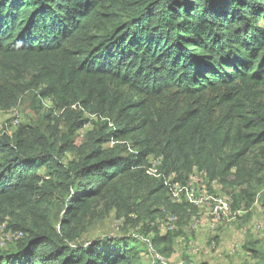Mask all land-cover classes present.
I'll list each match as a JSON object with an SVG mask.
<instances>
[{
	"label": "trees",
	"instance_id": "obj_1",
	"mask_svg": "<svg viewBox=\"0 0 264 264\" xmlns=\"http://www.w3.org/2000/svg\"><path fill=\"white\" fill-rule=\"evenodd\" d=\"M126 2L120 7L112 0H0V55L35 63L34 77L46 85L40 95L55 98L69 119L70 133L88 123L83 112L73 108L77 102L112 119L87 132L81 146L70 138L57 146L28 125L0 134V227L24 232L14 246L0 252V264H147L135 237L75 243L85 230L86 216L99 203L107 211L126 204L122 194L129 180L147 179L149 195L156 194L153 202L161 205L169 192L165 178L176 173L186 182L196 167L208 172L209 189L214 182L234 189L233 209L243 201L249 209L255 201L249 188L254 170L246 163L255 149L264 157V109L243 96L264 84V27L259 24L264 0ZM111 80L136 99L122 93L111 98ZM173 85L192 98L205 90L224 91L229 118L239 120L235 140L223 141L212 131L208 109L189 106L163 119L152 113L143 97ZM61 89L76 96L60 97ZM15 94L3 86L0 101ZM16 104L13 100L10 108ZM152 132L161 136L159 148L153 146ZM112 140H131L133 148L121 143L106 147ZM67 151H75L76 158L65 162ZM151 155L162 157L158 178L146 171ZM56 193L65 194L66 210L58 226L49 217ZM151 207L144 213L155 221ZM182 208L186 212L183 204L169 201L158 212L164 216ZM21 210L33 218L31 227L12 221L20 220ZM141 210L140 204H132L120 217L129 222L135 214L141 220ZM153 230L154 247L161 254L168 252V246H160L170 240L169 233L158 234L157 225Z\"/></svg>",
	"mask_w": 264,
	"mask_h": 264
},
{
	"label": "rangeland",
	"instance_id": "obj_2",
	"mask_svg": "<svg viewBox=\"0 0 264 264\" xmlns=\"http://www.w3.org/2000/svg\"><path fill=\"white\" fill-rule=\"evenodd\" d=\"M124 7L127 0H112ZM259 24L264 27V19L259 20ZM34 62L25 59H6L0 55V88L7 86L15 91V96L4 98L0 101V134L3 131L12 134L19 124L39 128L52 142H56L57 146L63 145L65 139L70 138L77 146L83 145L87 141V132L97 129L106 123H112V119L105 112L104 115H98L83 107L79 102L73 108L79 112H83V118L88 120L87 125L77 131L75 134L70 133L69 119L62 114V110L56 107L57 101L55 98H43L40 95L46 85L38 83L34 74L37 67ZM111 98L116 93L128 94L136 99L135 95L127 87L120 85L116 80H111L108 83ZM69 92L61 89L59 96L66 95L68 98L76 95H69ZM224 91L213 92L205 90L195 98L187 96L176 85L169 86L167 91L157 95H145L143 98L147 100L148 109L161 118L170 117L173 113L185 109L189 106L208 109L211 117V129L216 131L223 141L229 138L230 141L235 140V135L240 125L239 120H232L230 107L225 102ZM246 101L251 99L255 105L264 109V84H261L251 94L243 96ZM58 99V98H57ZM13 100H17V104L13 107L18 109V124L15 122V116L10 111V104ZM59 100V99H58ZM104 106H100V110L105 111ZM16 109V110H17ZM110 124L109 126H111ZM110 128H113L112 126ZM54 132V133H53ZM153 146L159 148L161 145V136L156 133H151ZM129 140H112L106 144L108 148H115L118 143L130 146L132 150L133 144ZM240 146V145H238ZM227 152L232 150V145L225 147ZM75 151H67L63 160L67 162L70 159L76 158ZM156 157L151 155L149 157ZM259 161L260 164L256 162ZM249 169L254 170V177L251 181L250 191L255 193V201L249 209H246L243 203L240 204L243 212L236 214L232 203L234 198L232 193L234 189L227 184L215 182L210 189L211 199L215 197V201L207 200L200 197L202 200L201 206L183 203L186 212L182 208L179 213V221L175 225V230L169 232L170 240L163 243L160 247L168 246L170 250L161 254L154 247L150 238L156 236V231L153 227L157 225L158 234L167 235L165 227L161 225L168 217L170 212H164V216L158 212L171 201L169 192L165 197L160 199V204H155L153 198L157 196L149 195L150 183L147 179L141 182L127 181L124 184L122 197L126 204L117 205L113 210L107 211V206L104 203H99L92 213L88 214L85 219V230L76 239L75 243H89L95 239L104 236H126L128 238L135 237L138 241L135 247L139 249L142 261L147 264H154L157 261L163 264H259L264 259V157L259 155L258 149L251 151L247 155V163ZM257 164V165H256ZM44 175V169L40 170ZM154 178H158L149 174ZM203 195L209 194L204 191ZM65 194L56 193L53 203L49 209V217L55 225H59L64 213L65 204L63 198ZM161 197V196H159ZM210 199V198H209ZM223 200L226 207L233 214L224 216L219 222L214 221L212 209L214 203ZM121 204L123 201H120ZM172 202V201H171ZM174 203V202H173ZM132 204H140L141 217L130 214L133 219L127 222L126 217H120L123 209H128ZM149 205L151 209L156 210L155 221H151V217H147L144 213ZM240 207L237 208L240 209ZM159 208V209H158ZM120 209V210H119ZM20 220L13 219V222H25V228L33 225L34 220L26 211H19ZM46 213L44 210L40 215ZM158 213V214H157ZM9 215V219H10ZM7 219V221L9 220ZM151 224V226L149 225ZM149 225L150 233L145 234V227ZM24 236V232H21ZM16 232H14L6 224L0 227V252L7 250L9 246H14L16 240ZM20 236V237H21ZM215 243V245L213 244ZM234 250V251H232ZM255 250V251H254ZM263 259L259 262L260 258Z\"/></svg>",
	"mask_w": 264,
	"mask_h": 264
},
{
	"label": "built area",
	"instance_id": "obj_3",
	"mask_svg": "<svg viewBox=\"0 0 264 264\" xmlns=\"http://www.w3.org/2000/svg\"><path fill=\"white\" fill-rule=\"evenodd\" d=\"M16 109L17 108H12L10 111L14 113L15 122L16 124H18L19 115L18 109ZM161 164V156L150 158L149 167H147L146 169L147 173L152 174L156 177H160L161 174L159 173V168ZM208 183V172L204 169L200 170L196 167L193 169V172L190 174L186 182H182L181 180H179L176 173H171L165 178V186L168 188L170 199L172 202L179 204L189 203L198 207L202 204V200L200 197L207 198V200L210 201H212L213 199L215 201V197L211 199ZM214 183L211 184L212 187ZM204 191H208L209 194L203 195L202 193ZM241 212H243L242 207H240V209L238 210L236 209V214H240ZM212 214L214 215V221L219 222L224 216L233 213L231 212V210H229L228 207H226L225 202L220 199L218 203H214ZM179 219L180 218L177 214H170L161 226L165 227L164 229L167 233L173 232L175 230V225L176 223H178ZM16 234V239H18L21 236V233L16 232ZM213 244L215 245L214 242Z\"/></svg>",
	"mask_w": 264,
	"mask_h": 264
},
{
	"label": "water",
	"instance_id": "obj_4",
	"mask_svg": "<svg viewBox=\"0 0 264 264\" xmlns=\"http://www.w3.org/2000/svg\"><path fill=\"white\" fill-rule=\"evenodd\" d=\"M261 264H264V261Z\"/></svg>",
	"mask_w": 264,
	"mask_h": 264
}]
</instances>
